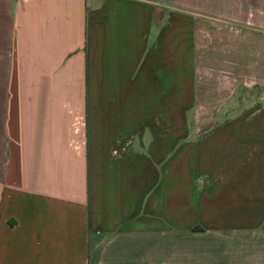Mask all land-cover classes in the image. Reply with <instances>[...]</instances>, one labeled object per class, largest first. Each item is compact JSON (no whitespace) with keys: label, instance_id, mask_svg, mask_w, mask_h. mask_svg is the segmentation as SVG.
<instances>
[{"label":"crops","instance_id":"0c3cea01","mask_svg":"<svg viewBox=\"0 0 264 264\" xmlns=\"http://www.w3.org/2000/svg\"><path fill=\"white\" fill-rule=\"evenodd\" d=\"M0 2V264H264V0Z\"/></svg>","mask_w":264,"mask_h":264},{"label":"rangeland","instance_id":"374dc122","mask_svg":"<svg viewBox=\"0 0 264 264\" xmlns=\"http://www.w3.org/2000/svg\"><path fill=\"white\" fill-rule=\"evenodd\" d=\"M1 1V0H0ZM4 3L0 2V83L4 80V72H5V61H6V54H7V28L9 25V13L10 11H7L3 7ZM177 41H175L176 43ZM180 43V42H179ZM176 47V45H175ZM174 67L175 70H181V68H186V60L184 57V54L179 50L178 48L174 52ZM178 75H175L177 77ZM184 77V75H182ZM186 77L183 78L182 83L175 82V89H174V98L177 99L178 93L181 92L183 94H187V83L185 80ZM179 86L180 88H178ZM257 91H252L248 94H240L239 99L241 102V105L237 109V113L245 114L248 112H251L253 108L261 107L262 106V94ZM179 97V96H178ZM187 100V97H186ZM188 102V100H187ZM264 102V101H263ZM230 106L225 107V111L229 109ZM177 109V106L174 105V110ZM224 111V112H225ZM175 113V112H174ZM176 117V116H175ZM187 117V116H186ZM228 122V121H227ZM227 122H223L222 124H227ZM241 125H246L245 121H239L237 124H235V127H239L240 123ZM190 124V123H189ZM221 123H217L216 125H220ZM174 131L175 132H182L184 130H188L189 125H187V122L180 121L179 118H175L174 121ZM185 125V126H184ZM226 128H229L228 126ZM256 128V127H255ZM257 128H260V123ZM182 139H178L175 143L174 148V162L177 163L175 167L178 166V164H182V162H188L191 167L193 166V176L196 178L198 176V151L197 147L195 145L189 146V147H181L180 148V141ZM180 148V149H179ZM178 150V153L176 151ZM181 165V166H182ZM200 172V171H199ZM173 194H174V200H175V211L174 214L175 217L179 218H185V217H191L192 219L197 220L196 215V201H197V193L194 191V187L192 188L191 185L188 187H183L181 184V181H174L173 185ZM190 210V212H189ZM193 213H192V212ZM183 216V217H182ZM184 222H187V219L185 218ZM180 223V222H179ZM195 224V223H194ZM196 226V225H193Z\"/></svg>","mask_w":264,"mask_h":264},{"label":"trees","instance_id":"16d2710c","mask_svg":"<svg viewBox=\"0 0 264 264\" xmlns=\"http://www.w3.org/2000/svg\"><path fill=\"white\" fill-rule=\"evenodd\" d=\"M197 230L200 231V229H198L197 226H193V227L191 228V231H197Z\"/></svg>","mask_w":264,"mask_h":264}]
</instances>
